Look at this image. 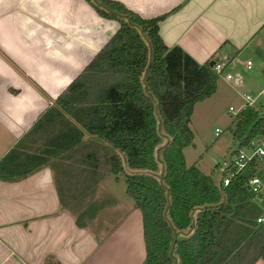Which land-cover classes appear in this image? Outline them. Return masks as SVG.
Wrapping results in <instances>:
<instances>
[{"label": "trees", "instance_id": "trees-1", "mask_svg": "<svg viewBox=\"0 0 264 264\" xmlns=\"http://www.w3.org/2000/svg\"><path fill=\"white\" fill-rule=\"evenodd\" d=\"M86 1L118 27L0 157V180L57 167L75 150H85L89 167H104L100 176L124 173V162L137 170L124 173V183L140 214L141 264H252L264 251V203L253 200L259 194L246 183L262 176L258 164L251 161L222 186L182 154L192 145L193 105L215 90L213 58L197 63L180 47H166L157 34L161 16L141 18L114 0ZM227 129L237 145L264 134L250 107ZM36 132L47 134L40 152L23 146Z\"/></svg>", "mask_w": 264, "mask_h": 264}, {"label": "crops", "instance_id": "crops-1", "mask_svg": "<svg viewBox=\"0 0 264 264\" xmlns=\"http://www.w3.org/2000/svg\"><path fill=\"white\" fill-rule=\"evenodd\" d=\"M114 1L141 18L161 16L162 43L197 63L233 57L264 39V0ZM117 27L86 0H0V157ZM46 135L32 133L23 146L40 152ZM85 153L75 150L57 167L0 180V264H141L138 210L107 190L109 173L100 176L101 167L85 164ZM252 264H264V251Z\"/></svg>", "mask_w": 264, "mask_h": 264}, {"label": "rangeland", "instance_id": "rangeland-1", "mask_svg": "<svg viewBox=\"0 0 264 264\" xmlns=\"http://www.w3.org/2000/svg\"><path fill=\"white\" fill-rule=\"evenodd\" d=\"M255 43V41L252 42L236 53L233 60L225 66L221 73L216 75L214 92L202 101L196 102L189 117L188 126L193 133V140L192 145L182 149L184 162L186 165L193 164L215 182L222 176L223 162L228 161L229 154L237 146L227 126L231 124L234 113L238 111L242 103V95L255 93L264 81V39L257 47ZM245 58H250L255 66L246 69L242 65ZM226 74L240 75V82L234 83L232 79H225ZM228 106H231L233 111H229ZM215 128L218 129L216 133ZM160 132H162L161 129ZM165 140L161 135L159 145H162ZM122 167L124 173L137 171L126 167L124 162H122ZM124 173L116 174V180L114 174H107L104 184L117 200H131L132 202V199L125 193ZM260 194V200H264V188ZM253 200H259L258 196Z\"/></svg>", "mask_w": 264, "mask_h": 264}, {"label": "built area", "instance_id": "built-area-1", "mask_svg": "<svg viewBox=\"0 0 264 264\" xmlns=\"http://www.w3.org/2000/svg\"><path fill=\"white\" fill-rule=\"evenodd\" d=\"M232 60L233 57L226 55L213 58L210 68L214 74L218 75ZM242 65L246 69H250L253 63L250 59H245L242 62ZM238 78V74L233 76L230 74L225 75V79H232L233 82H238ZM244 107L253 108L257 113V117L261 119L264 126V81L255 93H244L242 95V103L239 105L238 111ZM228 110L233 111V108L228 106ZM214 132H218V129L215 128ZM251 161H256L258 168L262 171V176L254 174L248 177L246 183L249 190L254 195L260 194L261 190L264 188V134L255 135L247 139L243 145H237L235 150L229 154L228 161L223 162L222 176L220 177L221 185L225 186L232 176L242 170ZM262 220L261 215H258L255 219L257 223Z\"/></svg>", "mask_w": 264, "mask_h": 264}]
</instances>
